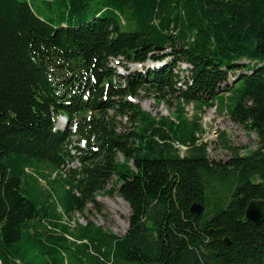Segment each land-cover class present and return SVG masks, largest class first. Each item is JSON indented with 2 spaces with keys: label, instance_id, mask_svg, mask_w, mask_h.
Returning <instances> with one entry per match:
<instances>
[{
  "label": "trees",
  "instance_id": "trees-1",
  "mask_svg": "<svg viewBox=\"0 0 264 264\" xmlns=\"http://www.w3.org/2000/svg\"><path fill=\"white\" fill-rule=\"evenodd\" d=\"M41 1L57 21L0 0V264H264V221L245 218L264 201V0ZM115 61L156 65L121 77ZM141 92L174 96L173 116L144 112ZM214 104L256 135L255 150L208 158L184 106ZM59 115L74 132L56 129ZM72 135L85 146L76 156ZM113 179L125 234L70 230L88 204L105 217L95 196Z\"/></svg>",
  "mask_w": 264,
  "mask_h": 264
},
{
  "label": "rangeland",
  "instance_id": "rangeland-1",
  "mask_svg": "<svg viewBox=\"0 0 264 264\" xmlns=\"http://www.w3.org/2000/svg\"><path fill=\"white\" fill-rule=\"evenodd\" d=\"M29 1L38 15L46 20L51 19L54 22L57 21L60 11L55 5L47 7L41 0ZM87 16H91V9L87 12ZM113 65L117 75L122 77L128 73L123 69L122 66L124 65H127L126 67L129 68V71L144 72L146 68H155L156 64L149 61L145 63L144 67L138 68V66L134 64H126L123 61L116 64L115 61ZM186 66L185 63H178V67L175 71L179 77L182 78L183 75H187V73L184 72ZM118 79L119 78H116V80ZM134 103L139 104L140 108L151 116L171 118L177 102L174 96H170V99L167 98L165 103L158 104L156 100L153 99L152 94L141 92L140 97H138ZM184 111L189 122L192 121L195 116L199 117L198 123L201 129V132L198 134L199 142L207 143V154L211 161H227L233 154V149H236L239 155L247 154L248 151L256 149V135L235 124L229 118L225 107L214 104L211 107H204L201 110H196L195 106L187 105L184 106ZM117 120L119 130L129 129V124L125 120ZM56 126L59 129H63L67 126V123L64 122L63 118H59ZM72 145H79L76 137H72ZM179 149L183 151V148L180 147ZM76 167H78L77 162L69 165V168ZM66 170H68V168L64 169V171ZM43 171L44 170H40V172ZM113 181L114 179L106 185V190L104 192H99L95 196V200L102 206L105 217L96 213L92 205L88 204L83 214L76 213L71 216L70 230L74 231L76 226H85L87 222H91L95 226L102 227L104 230H109L115 235L121 236L125 234L128 229L130 209L128 204L119 196L107 193V191L111 189ZM42 185L46 187L44 182H42ZM61 223L68 225L67 218L64 217Z\"/></svg>",
  "mask_w": 264,
  "mask_h": 264
},
{
  "label": "water",
  "instance_id": "water-1",
  "mask_svg": "<svg viewBox=\"0 0 264 264\" xmlns=\"http://www.w3.org/2000/svg\"><path fill=\"white\" fill-rule=\"evenodd\" d=\"M191 212L196 216H200L203 212V207L200 204H194L191 207ZM245 218L256 226L261 225L264 221V201L251 200L246 207Z\"/></svg>",
  "mask_w": 264,
  "mask_h": 264
},
{
  "label": "bare ground",
  "instance_id": "bare-ground-1",
  "mask_svg": "<svg viewBox=\"0 0 264 264\" xmlns=\"http://www.w3.org/2000/svg\"><path fill=\"white\" fill-rule=\"evenodd\" d=\"M64 122H65V118H63Z\"/></svg>",
  "mask_w": 264,
  "mask_h": 264
}]
</instances>
